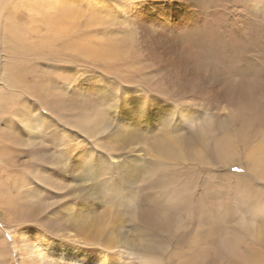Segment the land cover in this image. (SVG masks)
I'll return each mask as SVG.
<instances>
[{"label": "bare ground", "instance_id": "bare-ground-1", "mask_svg": "<svg viewBox=\"0 0 264 264\" xmlns=\"http://www.w3.org/2000/svg\"><path fill=\"white\" fill-rule=\"evenodd\" d=\"M58 1V5L52 8H55L53 14L44 16L40 12L35 17L40 23H35L33 31L38 32V28L42 27L47 33H39L36 42L31 40L27 50L37 47L41 52L43 45L46 46L45 52L55 56L53 58L51 54H47L46 58L50 56L55 63L72 64L71 67L61 70L65 74H77L73 64L76 65L84 56H90L102 62L104 74H114L117 78H113L115 83L111 82L107 86L93 84L91 87H83L82 78L78 76L69 80L64 78L60 82L41 75H32L31 82L23 80L21 77L24 78L25 70H21L20 62L24 63L23 58L29 57L22 49L23 41L29 37V31L21 29L15 33L11 26L8 27L4 37L5 45L2 43L7 54V62L1 67L5 84L13 87L14 82H20L21 91L29 94L28 98L33 101L34 96L38 95V107L45 111L43 113L48 122L44 128L45 140H37L44 145L27 151L28 154H25L26 157L21 162H18V157H13V153L20 152L23 141L35 142L38 137L35 132L36 122L22 120V124L29 129L26 130L24 138L18 131L12 132L7 139L0 133L1 141L6 144L0 148V157L6 165L4 167L10 169L7 174H0V213L6 216L3 223L7 227H10L8 224L20 222L38 223L42 226L39 230L24 226L12 235V247L20 264H156L153 260L137 263L132 258L134 248L141 245L139 236L143 234L142 227L162 232L158 242H147L148 253L160 250V245L171 242L176 231L175 224H171V218L183 207L196 210V224L200 233L193 246L180 252L176 250L179 252L176 264H264V255L257 246L260 244L259 238L245 230L255 225L254 217L260 216L264 219V200L256 197V193L264 192L261 188L253 191L245 178L241 179L240 188L236 189L239 200L244 203L234 206L228 199L205 193L204 181L197 183L194 167L186 173L173 170L158 176L155 183L166 194L165 198L174 196V199L167 203L166 199L163 203L152 201L148 208H134L129 213V218L140 224L141 228H135L138 236L135 235L132 240L123 241L111 248L107 244L120 234L115 223L116 217L111 214H90L76 198L92 194L105 195L106 191L95 192L93 185L106 187L111 184L113 203L121 204L125 200L129 202L136 199L131 192L132 185L134 180L142 177L144 164L138 165L134 158L127 156H123L116 164L110 159L120 158L125 154L132 139L141 133L142 125L147 128L152 122L161 125L167 120L166 126H171L170 121H173L172 109L163 110L154 103L147 104L140 91L169 100L184 95L201 97L203 91H207L216 100H224L233 105L236 109L234 119L239 121V129L229 128L225 122L210 117L199 132L204 137L208 133H214L209 135L213 138L214 153L218 158L227 160L230 165V156L234 153L233 147L238 137L245 136L251 130L261 131L264 127V50L255 41L257 34L261 32L247 29L240 36L227 32V27L220 26V8L224 1L203 0L217 6L212 18L199 31L185 29L183 33L175 35L180 54L167 57L165 54L163 57L166 59L160 69L150 68L143 61L142 68L136 66L139 67L137 71L140 78L134 80L125 76L126 74H120L121 66L117 61L126 56L124 44L112 37H105V30L101 34L88 36L78 31V9L72 4L69 5L67 0ZM229 3L235 4L236 1L228 0ZM45 5L50 6L48 0ZM217 20L219 22L216 25ZM219 30L222 31L221 37L214 39V33ZM203 31L206 34L202 37ZM83 38L86 40L84 44ZM153 55L156 54H149V57ZM133 80L138 82L137 85ZM123 82H132L131 86L136 89L122 88L118 83ZM140 85L149 92H145ZM1 92L4 100L11 98L8 90L7 93ZM22 103L26 106L27 100L23 98ZM204 103L211 104L208 99ZM18 116H22V113ZM194 119L180 110L176 122L173 123L177 127L181 122H193ZM93 120L98 121L96 127L91 124ZM114 120L117 128L115 130L114 126L111 130L115 131L102 138V145L97 138L93 145L73 143L71 151L68 152L69 157L65 149L57 147L58 143L53 139L59 123L67 130L82 133L88 138L97 137L104 132L109 133ZM0 123L2 130L8 125V122L4 124L3 118ZM166 126L162 130L164 135L155 143L160 154L167 160L187 155L183 147L178 146L177 140L167 139L169 134ZM48 127L51 129L46 131ZM18 129H22L21 125ZM218 130L221 131L219 137L215 134ZM191 138L198 139L203 144L207 142L206 138L201 139L198 135ZM65 141L66 139L61 141L63 145L60 147L69 143ZM199 156L194 155L193 161L198 162L203 158ZM204 160H199V163ZM243 163L253 176L264 179V143L258 144L250 154H245L241 165ZM21 164L28 165L21 169L15 168ZM113 176H116L115 179ZM218 183L219 180L215 182L216 185ZM221 187L223 185L219 188ZM37 188L41 190L38 191ZM43 190L48 191V195L43 196ZM150 206L166 210L155 216ZM251 214L253 217H249ZM59 232L61 239L54 237ZM69 232L73 234L68 235ZM75 240L85 244L99 242L106 249H86L74 243ZM6 253L7 248L0 246V264H9ZM173 256V252L168 256L171 261Z\"/></svg>", "mask_w": 264, "mask_h": 264}, {"label": "rangeland", "instance_id": "rangeland-1", "mask_svg": "<svg viewBox=\"0 0 264 264\" xmlns=\"http://www.w3.org/2000/svg\"><path fill=\"white\" fill-rule=\"evenodd\" d=\"M0 1L2 2L0 3V27H2L0 28L2 29V32H0V119L3 118L4 124L8 122L4 130H2V124L0 123V133L2 137L7 139L12 132L18 131L24 138L26 136V130L29 129L22 123L24 120H31L36 122L35 132L38 135L35 142L26 143L23 141L20 152L13 153V157H18V162H21L22 158L24 159L28 154L27 151L41 148L42 146L40 145H44L43 142L39 144L38 141H42V139L45 140L44 128L47 126L48 122H46L44 115L45 111L42 110L41 107H38V95L34 96L33 101L32 98H28L29 94H25L21 91L22 88L19 86L20 82H14L13 87L5 84L1 67L7 62V54L3 49L2 43L5 45L4 37L9 26L12 27L15 33H18L21 29H27L26 31H29L27 34V37L28 35L29 37L27 40L23 39L22 47L29 57L23 58L25 61L24 63L20 62L21 70H25L24 78L21 77L23 80L31 82L32 75H41L52 79L55 78L60 82L64 78L69 80L78 76L82 78L81 85L83 87H91L93 84L107 86L111 82L115 83L116 81L114 79L116 76L114 77V74H104L102 62L90 56H84L76 65L73 64L78 71L77 74H65L61 70L65 69L64 67H71L72 64H65L62 62L55 63L51 60L50 56L46 58L47 54H51L50 52H45L46 46L43 45L42 47V51L44 52H40L37 47H34L36 49L27 50V48L30 47L29 44H31V40L32 42H36L39 33L40 35H46L47 33V30L42 27H40L41 29L38 28V32L36 30L33 31L36 26L35 23H40L35 17L39 16L38 13L40 12L42 13H40V15L44 16L53 14L55 8H52L54 5L55 7L58 5V0H48L49 7L45 5L46 0ZM223 1L224 5L220 8L222 12L220 26L227 27V32H233L236 36H240L248 30H259L261 33L257 34L255 41L258 43L259 47L264 50V0H235V4H228V0ZM67 3L69 5H74L78 9V16L76 18L78 31L88 36L90 34H101L100 32L105 30V33H103L105 37H112L124 44L123 48L118 43L119 46L124 49V55H126L117 61L121 66L120 74H126L125 76H129L134 80L140 78V73L137 71L139 67L136 66H141L142 68L143 61H145L150 68L160 69L163 68V63L168 55L180 54L179 43L175 35L183 33L185 29H190L191 32L201 30L203 24L211 19L214 12L217 10L216 5H210L203 0H67ZM1 10H3V12H1ZM4 11L7 13L5 14ZM4 16L5 21H3ZM245 18L248 19L243 20ZM36 20L37 22H35ZM218 22L219 20H217L215 24L217 25ZM215 30H217V26ZM205 34L206 32L203 31L202 37ZM221 35L222 31L219 30L214 33L213 38L219 39ZM82 42L83 44L86 42L85 38H83ZM149 54L156 55L149 57ZM165 54L166 57H163ZM52 57L55 58L53 55ZM144 58H146V60ZM134 67H136V70H134ZM134 80L133 83L137 85L138 82ZM131 83L132 82H123L118 84H120L119 86H123L122 88L124 89H129L132 87L131 85H133V83ZM143 87L144 86L140 85V88ZM132 88L136 89V87ZM143 89L145 92H149L147 88ZM7 90L11 94V98L9 100H4L1 91L7 93ZM140 93H142L147 104L154 103L163 110L172 109L173 121H170L171 126H166L168 124L167 120H164L161 125L152 122L147 128H144L146 126L142 125L141 133L132 139L131 143L126 148L125 154L120 158L110 159L112 163L116 164L123 156H127L129 158H134L138 165L144 164L142 177L134 180L132 185L131 192L135 195L136 199L129 202L125 200L121 204L113 203L111 200L113 186L111 184L106 187L99 186L98 184L93 185L95 192L103 193L106 191L105 195L92 194L91 196L85 195L81 198L76 197L83 203L84 208L90 214H111L116 217L115 223L120 234L115 237V240H111L107 244L108 248L117 246L123 241L132 240L135 235L136 237L138 236L136 233L137 229L135 228L139 229L141 226L137 221L129 218V213L137 206L148 208L152 201L163 203L166 199V194L156 185L155 181L158 176L173 170H180L186 173L192 171L194 167V175L196 176L197 183L200 184L204 181L203 191L205 193L219 196L222 199H228L234 206L244 203L241 199L239 200V194H237L236 190L240 188L239 183L242 178H245L251 187H253V191L257 188H261L264 192V179L256 175L253 176V174L247 170L245 163L241 165L245 154H250L255 150L258 144L264 143V127L261 131L251 130L247 132L245 136L240 135L238 137L234 143V153L230 156L231 164L229 165L227 160L218 158L214 153L213 138L209 136L214 133H208L206 137H204L200 135L199 132H201L202 128L205 126L206 120L210 117L214 120L225 122L229 128L239 129V121L234 119L236 109L233 105L224 100H216L207 91H203L201 97L184 95L178 96L173 100L155 94L143 93L142 91H140ZM23 98L27 100L26 106L22 103ZM207 99L211 104L205 105L204 102H206ZM10 107L12 108L10 109ZM25 109L28 111L26 112ZM180 110L186 115H191L195 118L194 121L181 122L175 127L173 122H176L177 114ZM20 113H22V116H18ZM97 122L98 121L93 120L91 122L92 126L96 127ZM20 125L22 129L19 130L18 127H20ZM61 125L62 124L59 123V126H57L58 128L53 139L58 143L57 147L62 150L65 149L67 157H69L68 152L71 151L70 148L73 143L86 146L93 145L94 139L97 138L102 145V138L107 137L111 131L113 132L117 128L116 121L114 120L111 128L108 130L109 133L104 132L97 137L86 138L84 134L69 131ZM114 126L115 130H111ZM165 126L169 134L167 139L177 140L178 146L183 147L182 149H184L187 155L167 160L160 154L155 143L164 135L162 130H164ZM49 129L51 128L48 127L46 131ZM215 134L219 137L221 131L218 130ZM194 135H198L201 139L206 138L207 142L205 144H203L202 141L198 142V139L191 138ZM164 138H166V136ZM64 139H66L65 142L69 143L64 147H60V145H63L61 141ZM4 146H6L5 142H2L0 139V148ZM199 154L201 155L199 156ZM194 155L199 157L202 156L203 158L201 159L205 160L202 163H199L201 159H199L198 162L193 161ZM68 161L70 160L68 159ZM2 162L0 157V174H7L10 172V169L5 168L4 166L6 165ZM24 165L28 164L17 165L15 168L21 169ZM32 166L37 167L35 165ZM49 172L51 173V171ZM115 177L116 176H113V179H115ZM217 180L220 181V183H218L220 185L215 184ZM221 185H223V188L221 187L222 190L219 188ZM37 189L38 191L41 190V188ZM28 190L31 192V188ZM167 192L169 191L167 190ZM42 195H48V191L43 190ZM123 196H125V192ZM256 197L260 200H264V193L258 192L256 193ZM173 199L174 196H171L166 199V203ZM249 206L253 207L252 205ZM149 208L153 209L155 216H159L162 211L166 210V208L156 206H150ZM262 210H264V208H262ZM243 211L248 213L245 209ZM196 214V210H193L191 207L178 209L171 218V224H175L176 229L173 233L171 242L160 245L161 249L155 252L148 253L147 242L149 244L158 242L162 237V232L160 230L142 227L143 234L139 236L141 245L134 248L135 250L132 252L133 260L137 263H140L142 260H150V262L153 260L156 264H176L179 260V252L184 248L193 246L196 242L195 238L200 233V231H198V225L196 224ZM262 214H264V212H262ZM249 217H253V215L251 214ZM4 218L6 219V216L0 213V246H5L7 248L8 253H6V256L9 259V264H20L18 255L14 247H12V235L24 226H31L38 230L41 229L42 226L38 223L20 222L19 224H8L10 227H7L3 223ZM253 220L255 221V225L252 228H245V230L259 238L260 244L257 246L259 251L264 255V219L260 216H256ZM60 233L61 232L54 237L61 239L62 237L59 236ZM69 234L73 233L69 232L68 235ZM80 237L81 236H79V238ZM73 242L86 249H106V247L100 245L99 242L92 244H85L83 242H77L76 240ZM176 250L179 252L177 253ZM172 252L175 256L172 257L171 261L168 256Z\"/></svg>", "mask_w": 264, "mask_h": 264}]
</instances>
